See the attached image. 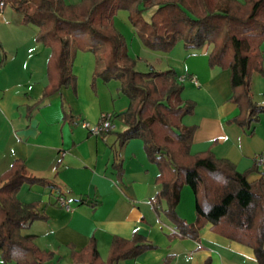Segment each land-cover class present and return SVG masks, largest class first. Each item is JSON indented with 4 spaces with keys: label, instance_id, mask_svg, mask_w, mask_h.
<instances>
[{
    "label": "crops",
    "instance_id": "1",
    "mask_svg": "<svg viewBox=\"0 0 264 264\" xmlns=\"http://www.w3.org/2000/svg\"><path fill=\"white\" fill-rule=\"evenodd\" d=\"M65 1L68 5L82 2ZM7 5L0 3V177L15 161H22L29 175L53 186L22 187L18 199L24 204L41 203L45 216L23 235L35 237L42 251L54 253V264H74L72 249L84 250L93 237L102 261L107 262L113 239L131 240L136 233L158 250L119 264H259L252 248L214 233L211 224L202 228L199 241L169 238L173 227L160 220L151 204L160 191L156 183L159 169L148 159L143 142L132 140L120 148L117 133L127 127L118 120H114L115 131L105 137L91 136L82 127L84 122L98 124L105 113L119 115L128 110L130 103L119 92L120 83L106 84L95 78V55L77 51L73 63L76 87H65L42 101L50 83L52 51L36 41L38 28L22 25V16ZM131 43L141 47L136 37ZM212 49L206 45L202 50L186 51L181 42L166 55V66L183 63V68L173 66L180 78L196 77L200 84H184L182 99L196 107L180 123L196 128L192 155L212 150L239 172L251 171L248 181L254 183L264 178V114L253 135L234 123L239 108L230 102L231 72L210 66ZM129 54L138 57L130 45ZM252 93L254 102L263 105L264 72L254 73ZM59 198L68 202L71 211L58 205ZM176 211L189 224L196 223V197L190 187L182 188ZM0 264H5L1 254Z\"/></svg>",
    "mask_w": 264,
    "mask_h": 264
},
{
    "label": "trees",
    "instance_id": "2",
    "mask_svg": "<svg viewBox=\"0 0 264 264\" xmlns=\"http://www.w3.org/2000/svg\"><path fill=\"white\" fill-rule=\"evenodd\" d=\"M22 16V25L38 28L36 41L51 49L49 85L43 100L63 88H75L73 63L77 51L95 55V78L120 83L119 92L129 100L125 113L114 115L127 129L117 133L120 148L141 140L151 163L159 169L160 191L151 204L162 222L171 224L170 239L199 241L206 224L231 241L246 245L264 264V178L250 183V172L241 173L226 159L208 150L196 155L191 147L196 128L181 125L196 104L184 101L185 86L173 69L165 72L138 70L125 37L116 30L114 17L129 12V21L143 44L154 52L170 53L183 42L186 51L212 45L209 64L229 70L239 108L234 123L253 135L264 106L254 102L252 78L264 72V0H0ZM151 16L148 18L147 15ZM0 48H3L0 44ZM4 54V53H3ZM5 55V54H4ZM111 133V132H110ZM107 133V134H110ZM103 137L106 135L103 134ZM118 174L122 171L116 166ZM53 187L46 179L27 173L24 162L15 161L0 177V254L5 264H54L55 254L42 251L35 237L23 235L34 222L45 219L41 203L18 199L22 187ZM184 186L196 197L197 221L189 224L177 213ZM158 250L136 233L131 240L115 237L107 262H103L96 238L82 251L72 249L74 264H119ZM209 264V263H207Z\"/></svg>",
    "mask_w": 264,
    "mask_h": 264
},
{
    "label": "rangeland",
    "instance_id": "3",
    "mask_svg": "<svg viewBox=\"0 0 264 264\" xmlns=\"http://www.w3.org/2000/svg\"><path fill=\"white\" fill-rule=\"evenodd\" d=\"M242 4L245 3V0H236ZM7 5V4H6ZM13 8L11 5H7V9H11ZM116 16V15H115ZM129 12H126V11H121L119 13H117V16H116V23H117V28L118 29H121L123 33H121L125 39H126V43H127V46H128V50H129V45H130V48H131V53L133 55H136L138 57H136V59L139 61L138 62V69L139 71L141 72H144V73H148L150 72L151 70H156L157 72H165V71H168L170 69H173V70H176V67L177 68H183L182 67V64L181 62H176L175 65H173L171 62H173L171 60V58L168 59L169 63H171L172 65H168L166 66V53H161V52H154L150 49H148L142 42V40L140 39L139 35L136 33L135 29L132 27V25L130 24V21H129ZM115 18V17H114ZM115 26V25H114ZM116 28V27H115ZM116 28V30H117ZM118 31V30H117ZM120 32V31H118ZM136 37V40L139 41V43L141 44V47L138 46L137 44H132L131 43V39ZM127 40H130L127 42ZM181 43V42H180ZM183 43V42H182ZM179 44V43H178ZM177 44V45H178ZM184 44V43H183ZM176 45V46H177ZM185 48V47H184ZM175 49V48H174ZM173 49V50H174ZM172 50V51H173ZM171 51V52H172ZM149 53V54H147ZM160 53V54H159ZM165 55V56H163ZM168 56V55H167ZM160 57H164V59H160ZM158 58L161 60V61H157ZM173 66H176V67H173ZM181 72H183V69H179ZM261 106H264L261 105Z\"/></svg>",
    "mask_w": 264,
    "mask_h": 264
},
{
    "label": "built area",
    "instance_id": "4",
    "mask_svg": "<svg viewBox=\"0 0 264 264\" xmlns=\"http://www.w3.org/2000/svg\"><path fill=\"white\" fill-rule=\"evenodd\" d=\"M1 7H4L3 3H1ZM187 81L191 82L196 87L200 86L199 81L196 77H191L189 79H187V77H181L179 79V82L183 85ZM82 127L84 129H86L91 136L100 137L103 134H107V133L115 131L116 126H115V122H114V115L111 113H105L102 115L100 122L98 124L92 125L88 122H84L82 124ZM64 155L65 154H63V156ZM57 203L60 207L66 209L67 211H71L70 205L68 204V202L64 198H59Z\"/></svg>",
    "mask_w": 264,
    "mask_h": 264
}]
</instances>
